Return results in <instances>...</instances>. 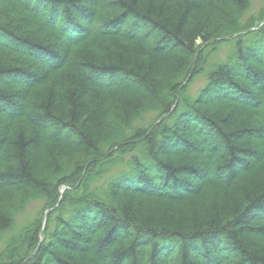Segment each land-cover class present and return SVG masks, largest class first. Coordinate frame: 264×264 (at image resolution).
<instances>
[{
	"label": "trees",
	"instance_id": "obj_1",
	"mask_svg": "<svg viewBox=\"0 0 264 264\" xmlns=\"http://www.w3.org/2000/svg\"><path fill=\"white\" fill-rule=\"evenodd\" d=\"M263 21L0 0V264H264Z\"/></svg>",
	"mask_w": 264,
	"mask_h": 264
},
{
	"label": "rangeland",
	"instance_id": "obj_2",
	"mask_svg": "<svg viewBox=\"0 0 264 264\" xmlns=\"http://www.w3.org/2000/svg\"><path fill=\"white\" fill-rule=\"evenodd\" d=\"M226 49L225 47L222 48V54L225 53ZM205 81V78L202 76H199L195 79L194 83L191 86V93L192 95H196L197 94V90L203 85ZM40 204L38 203H33L32 205H30V207L28 208V212L30 214H28L30 217H33V215L37 212V210L39 209Z\"/></svg>",
	"mask_w": 264,
	"mask_h": 264
},
{
	"label": "water",
	"instance_id": "obj_3",
	"mask_svg": "<svg viewBox=\"0 0 264 264\" xmlns=\"http://www.w3.org/2000/svg\"><path fill=\"white\" fill-rule=\"evenodd\" d=\"M160 120H162V119H160ZM160 120H159V121H160Z\"/></svg>",
	"mask_w": 264,
	"mask_h": 264
}]
</instances>
